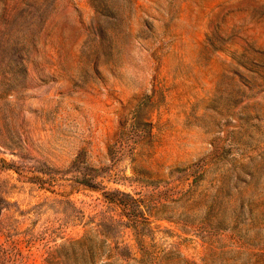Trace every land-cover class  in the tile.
Listing matches in <instances>:
<instances>
[{"label": "rangeland", "instance_id": "obj_1", "mask_svg": "<svg viewBox=\"0 0 264 264\" xmlns=\"http://www.w3.org/2000/svg\"><path fill=\"white\" fill-rule=\"evenodd\" d=\"M0 264H264V0H0Z\"/></svg>", "mask_w": 264, "mask_h": 264}]
</instances>
